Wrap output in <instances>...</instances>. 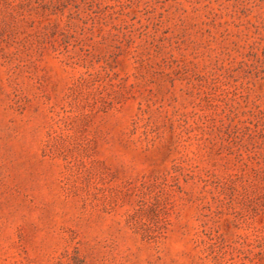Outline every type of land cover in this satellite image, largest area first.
Returning <instances> with one entry per match:
<instances>
[{
    "label": "rangeland",
    "instance_id": "1",
    "mask_svg": "<svg viewBox=\"0 0 264 264\" xmlns=\"http://www.w3.org/2000/svg\"><path fill=\"white\" fill-rule=\"evenodd\" d=\"M0 264H264V0H0Z\"/></svg>",
    "mask_w": 264,
    "mask_h": 264
}]
</instances>
